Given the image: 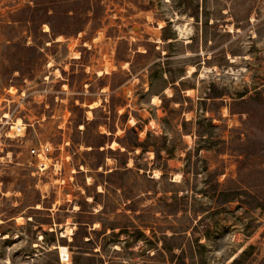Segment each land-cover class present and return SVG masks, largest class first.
Listing matches in <instances>:
<instances>
[{
    "label": "rangeland",
    "instance_id": "1",
    "mask_svg": "<svg viewBox=\"0 0 264 264\" xmlns=\"http://www.w3.org/2000/svg\"><path fill=\"white\" fill-rule=\"evenodd\" d=\"M202 117L264 157V0H0V264H264V206L211 190L216 170L264 201V162L235 181L230 152L199 146ZM131 127L160 156L129 152L123 190L109 172Z\"/></svg>",
    "mask_w": 264,
    "mask_h": 264
},
{
    "label": "trees",
    "instance_id": "2",
    "mask_svg": "<svg viewBox=\"0 0 264 264\" xmlns=\"http://www.w3.org/2000/svg\"><path fill=\"white\" fill-rule=\"evenodd\" d=\"M191 16H194V13L190 14ZM164 28V27H162ZM147 52V50L145 51V53ZM139 54V52H138ZM157 63V62H154ZM153 63V64H154ZM158 65V64H157ZM164 66V65H163ZM159 68L163 70V75L165 76V79L169 82V84H171V87L174 90H177L179 85H180V81L179 82H175L176 80L173 78V76L171 75V70L168 69V65H165V67H162L161 65H159ZM116 74V73H114ZM213 97H218V96H213ZM249 98H251V96H249ZM162 101H164L165 99L163 97H161ZM181 107H183V103L182 101H180ZM73 108H81L78 107L77 105L72 104ZM110 106V105H109ZM170 111H172L173 109H169ZM200 119L206 120L207 124L206 126L208 127H217V125H215L212 122V119L207 117V118H199L197 120L194 121V124L197 125V127L195 126V131L193 132L194 135H197V137H199V139H201V142L199 146H201V148L205 147V148H211L213 149L216 154H222V153H226V152H230L231 155H233L235 157V162L237 163V178L235 181H239L241 175L246 172L249 171L251 169H253V166L257 165L258 163H260L261 161L264 162V157L260 156V155H256V156H250L244 149V147L246 146L245 140L240 141L239 145L241 146V149L238 150H234L232 149V147H229V140L222 138V134L220 133V135H218L217 137H213V135H211V133H209L207 130H205V124H202V122L200 121ZM90 121L88 120H82L81 123L84 125V127L86 128L88 123ZM183 131L187 132V124L190 123L186 120H183ZM77 124V127L79 124ZM193 123V122H192ZM223 131V130H222ZM191 132V131H189ZM192 133V132H191ZM106 134L104 133H97L96 138L100 139L99 142H92V141H83V144L86 147H89L88 151H84L83 154L85 156L89 155L92 156L94 158V161H82V165L88 167L90 170L96 171L99 167H103V163L102 161H97L96 158L99 155H103L104 152V143L101 139L106 138ZM119 147L115 150V153L118 154L120 156V159H116L117 160V165L115 166V168L113 170H111L109 172L110 176H116V178L113 181H109L110 185H113L114 187L118 188V189H124V177H123V173L125 171H129L132 167H128L127 166V161H128V153L132 152L134 153V151H136L137 149H140L141 152L144 151H152L154 153V155L156 157L160 156V151H159V147H152L148 141V137L140 140L137 133L134 131V129L131 128H126L125 129V134L121 137H116L115 140ZM254 144V143H252ZM122 148V150H121ZM110 152L111 149H109ZM114 152V151H113ZM190 153V151H187L186 154L188 155ZM77 171H79V169H77ZM213 176H214V184H213V188L212 190V197L214 198V200L217 203L220 204H224V203H228L231 201H239L240 203L246 205L249 208H255V206H264V201H262L261 199H258L257 196V190L256 189H245L242 187H222L220 185V183L217 181V175L219 174L216 170L213 171ZM164 175V172L161 173V176ZM231 180V179H226V181ZM108 182V181H107ZM128 193H125V199L126 200H130L129 205L132 206V204H134V200L132 197H130V190L127 191ZM240 196H242L244 199L240 198ZM32 206H34L32 204ZM37 210V209H35ZM131 210H134L133 208H131ZM46 212L48 210H45ZM76 234V233H74ZM246 251L243 250L241 251V253H239L236 257H234L232 259V261L229 264H238L242 255L245 253ZM73 264H78V262L74 261ZM182 264V263H180Z\"/></svg>",
    "mask_w": 264,
    "mask_h": 264
},
{
    "label": "built area",
    "instance_id": "3",
    "mask_svg": "<svg viewBox=\"0 0 264 264\" xmlns=\"http://www.w3.org/2000/svg\"><path fill=\"white\" fill-rule=\"evenodd\" d=\"M29 151L32 155L36 156V158L38 159L37 164L40 167H45V163L43 162V160H40V158H42V156L44 157L47 154H49L50 147L47 144L40 143L31 147Z\"/></svg>",
    "mask_w": 264,
    "mask_h": 264
},
{
    "label": "bare ground",
    "instance_id": "4",
    "mask_svg": "<svg viewBox=\"0 0 264 264\" xmlns=\"http://www.w3.org/2000/svg\"><path fill=\"white\" fill-rule=\"evenodd\" d=\"M45 30H49L48 25H46V24H45ZM9 91H11V90H9ZM19 121H20V120H19ZM16 124H17V125H16L15 127H16V128H19L18 126L20 125V123L17 122ZM13 127H14V125H13Z\"/></svg>",
    "mask_w": 264,
    "mask_h": 264
}]
</instances>
